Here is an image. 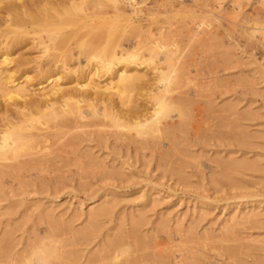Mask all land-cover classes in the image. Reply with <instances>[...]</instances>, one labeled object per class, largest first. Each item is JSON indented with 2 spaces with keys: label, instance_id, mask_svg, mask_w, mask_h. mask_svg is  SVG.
I'll use <instances>...</instances> for the list:
<instances>
[{
  "label": "rangeland",
  "instance_id": "obj_1",
  "mask_svg": "<svg viewBox=\"0 0 264 264\" xmlns=\"http://www.w3.org/2000/svg\"><path fill=\"white\" fill-rule=\"evenodd\" d=\"M65 1L0 0L20 75L39 59L70 88L103 58L140 64L83 119L38 125L40 165L0 166V264H264V0Z\"/></svg>",
  "mask_w": 264,
  "mask_h": 264
},
{
  "label": "bare ground",
  "instance_id": "obj_2",
  "mask_svg": "<svg viewBox=\"0 0 264 264\" xmlns=\"http://www.w3.org/2000/svg\"><path fill=\"white\" fill-rule=\"evenodd\" d=\"M61 1L63 2L65 0H61ZM75 1L76 0H66L65 2L66 3L69 2L70 3V4L68 3L69 5L72 6V4H73L74 6H72V7H75V6H77ZM116 1H118V0H116ZM125 1H127V0H125ZM128 1L131 2L132 0H128ZM44 4H47V2L45 1ZM16 5H17V3H16ZM8 9L10 10V6ZM14 11L16 12V10H14ZM7 15H8V13H7ZM9 19H10V17H9ZM20 19H22V18H20ZM17 21H15V23H18ZM9 22H8V20H6V18L5 19L1 18L0 19V27L2 25H3V27L0 29H3L5 24L8 25L7 23H9ZM5 29H6V27H5ZM17 32L18 33L13 32L14 34L12 33V35H9L11 33L4 34L2 32V34H4V35H0V166H5V167L9 168V170L11 172L14 171L13 169L19 170V169H25L28 166L33 167L32 166L33 161H34V164L36 161L37 165H40V164H38V162L40 163L41 159L42 160L44 159L43 157L45 155H43V157H42L41 153L45 149V143L47 142V137H48V136H46L48 134H44L43 128L48 127L47 129L50 130L49 127H53L51 125H54V127L56 128L62 122H64V123L66 122V124L69 126L70 124L73 123V121L81 119L83 116V113H82L83 111L80 109V105H79L80 103H82L86 99H88L87 101H90L91 99L94 100L96 98L100 99L101 98L100 97L101 92L108 90V89L115 88L114 85H116V82H115V84H113L111 82H106V79L103 78L104 76H106V78H108V76L110 77V75L115 73L117 83L122 84L124 81L128 80V79H126L125 70H123V67H122L123 64H125V63L137 64L134 62L136 57H135V59H133L134 57H132L133 54H131V53L130 54L127 53L125 56H121V57L113 56L112 59L103 58L99 62L100 63L99 65H101V67H102L101 71H102V73L104 72L103 74L98 76V73H97L98 69L96 67L95 68L97 70L95 69V71H92L90 68L87 67V71L85 74L86 75V78H85L86 83L85 84L84 83H83V85H79V84L74 85L73 84L74 87L72 86L70 88H67L69 86H66V88L65 87L63 88L61 86L62 84H60L59 82H60V79L62 80L61 77H63L64 70H61V69L59 70L60 66L58 67L56 65L57 61L51 62L48 59V64L52 63L51 64V66H52L51 70L52 69H53V71L59 70L56 72V74L54 73L51 75V74H49V70H47L46 68L45 69L43 68L44 63H42V61L37 58L38 60H36V62L33 59L34 60L33 63H35V67L34 66H32V67H34L36 69L35 71L38 73L37 75L40 77V79L38 78L39 80L37 82L35 81V84L33 85L34 82L29 80V77L24 76L25 73H22L21 75L19 73V72H21V70L19 68H21L23 70L24 65L27 66L29 63L32 62V60L30 58L28 59L25 57L20 59V56H18V58L16 56L11 57V53H10L11 48L17 46L21 42V36L24 37V34H25V33H22L21 31H17ZM24 32H26V31H24ZM49 33H51V32H49ZM47 35H50V34H47ZM56 35H57V33H56ZM72 35L73 34H71V36ZM75 35H73V36H75ZM54 36L52 38H50L52 40L51 42H53V40L58 39V37L56 39V38H54ZM61 36H62V38H64L63 34H61ZM67 36H68V34H67ZM77 37H74V38H77ZM25 38H27V40H28V37L25 36ZM62 38L59 39L60 44H61ZM78 39H79V37H78ZM23 40H26V39H23ZM66 41H67V38H66ZM62 43H64V42H62ZM38 44L39 43H37V45ZM34 46H35V44H34ZM159 47L160 48H158V49H161L162 46L159 45ZM43 48H44V50L49 49L46 46H44ZM148 48H149L150 52L154 51L153 47L148 46ZM68 52H69V49H68ZM51 55H53L54 58L58 56V54L56 56L54 53ZM51 55L49 57L51 58V60H53ZM89 55L91 56L92 54H89ZM114 55H116V54H114ZM90 56H89V59H86L87 61L85 60L86 61L85 64H87V62L91 59ZM86 57H87V55H86ZM91 57H92L91 60L97 58L96 55L95 56L92 55ZM64 58H62V60H64ZM59 64H61V63H59ZM139 64H137L136 66H139ZM21 65H23V67ZM63 65L65 66V64H63ZM64 66H62V69ZM84 66H86V65H84ZM71 72H73V71H71ZM17 73H19L20 76ZM50 73H51V71H50ZM59 74L61 76H58ZM160 74L161 73H159V75ZM15 75H18L19 77L17 78ZM37 75H36V78L38 77ZM22 77H24L23 81L16 82V81H18V79H21ZM31 77L34 78V74ZM160 77H162V74L160 75ZM28 81L29 82L31 81L32 84H30ZM78 82L79 81H77V83ZM104 82H106V83H104ZM51 83H53V84L49 87V89L45 90V88L47 87L46 85L47 84L50 85ZM118 84H117L118 87H116L115 90H117V88L119 89ZM79 91L80 92L84 91L85 94L83 93L84 95L80 96V94L78 93ZM75 92H77V93H75ZM89 98H91V99H89ZM92 103L89 102L90 105ZM155 105H157V106L154 107L153 109H154V111H157V112L155 114H152L153 115V116L151 115L152 117H154V115L158 114L159 111L160 112L163 111L162 109L165 107L164 103L160 100H158L155 103ZM92 114H95V113H92ZM149 119L146 118L145 120L144 119L142 120L143 124L142 123L141 124L144 127L139 126V125H137V126L146 129L145 126H149L151 124V122H153V121H151L149 124L148 123L150 121ZM43 121H45V123L46 122L48 123V121H51L52 123L50 122L49 126H45L44 125L45 123ZM67 122H72V123L68 124ZM39 124L44 125L45 127H43V126L39 127L38 126ZM155 124H153V126ZM151 126L149 128L150 129L152 128L155 130V128H153V126L152 127ZM55 128H53V130ZM47 129H46V131L49 132ZM57 129H58V127H57ZM59 130L61 131V127L59 128ZM144 131H146V130H144ZM55 133H57V132H55ZM50 134H52V133H50ZM50 134H49V136H50ZM62 134H63V131H62ZM49 138H54V137H49ZM49 138H48V140H49ZM51 142H52V139H51ZM51 142L49 141V143H51ZM53 142H56V141H53ZM58 144H59V142H58ZM53 145H54V143H53ZM46 149H47V146H46ZM47 158L48 157H46L45 159H47ZM49 159L50 158H48V160ZM51 159L53 160V158H51ZM45 162L46 161H44V164H45ZM8 173L10 174V172H8ZM37 260H38V264H44L45 263L44 257H39V259H37Z\"/></svg>",
  "mask_w": 264,
  "mask_h": 264
}]
</instances>
